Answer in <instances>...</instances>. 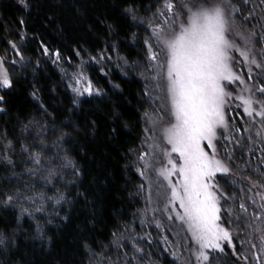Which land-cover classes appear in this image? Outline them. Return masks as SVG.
Returning a JSON list of instances; mask_svg holds the SVG:
<instances>
[{"label":"snow or ice","instance_id":"snow-or-ice-1","mask_svg":"<svg viewBox=\"0 0 264 264\" xmlns=\"http://www.w3.org/2000/svg\"><path fill=\"white\" fill-rule=\"evenodd\" d=\"M20 3L25 8L30 6L26 0H20ZM249 3L250 0H241L239 5L235 0H211V3L209 0H163L151 18L140 21L147 23L150 30L143 41L147 52L146 67L140 71L145 84L143 95L151 101L154 96L158 99V93L163 92L167 103L163 109L144 113L146 127L143 131L149 135L142 141L145 150L138 154V171L141 176H145L149 171L155 175L159 186L158 198L164 203L163 211L172 213L167 216L169 221L176 220L186 226L190 243L195 246L194 249L189 247L188 250L195 257L196 264H215L220 255L226 256L229 251L237 261L242 259L247 264L249 257L237 254L234 240L248 229H251L249 235H254L260 241L259 247L256 243H250L253 250L251 258L256 264H264V172L257 168L256 179L252 176L240 177L241 181H248L247 193L252 195H247L244 187L238 189L239 195H228L217 179L218 176L235 177L230 162L235 159V150L245 151L240 139L242 133L251 132L249 128L240 127H236L234 132L229 131L230 118L227 113L232 108L231 101H240L236 108L242 107L243 114L251 118L253 124H256V118H259V127L254 136H247V140L253 146L257 142L264 145V7H261L264 6V0H260L259 5H256L261 7V15L256 24L252 23V20L256 19L255 8L248 9V14L244 15V6ZM124 12L133 20L138 18L134 5L125 7ZM18 23L24 25L25 21L20 20ZM236 37L243 42V46L237 43ZM9 44L16 50L17 55H20L17 44L12 41H9ZM41 50L45 56L49 55L47 46L42 44ZM237 53L240 59L237 58ZM53 55L56 61L60 59L59 51ZM20 58L23 59V56ZM241 62L247 67L246 72L237 71ZM12 63L15 64L16 61ZM134 70L140 69L136 66ZM145 72L149 75L145 76ZM73 79L74 83L68 87L76 97L103 94L82 75ZM15 83L5 67L4 58H0V89H14ZM82 83L86 86L80 87ZM234 84L241 86L239 93L229 90ZM149 85L152 86L151 89ZM38 93L39 89L33 86L30 95L41 103V109L46 113ZM8 94H0L2 114L8 112ZM72 105L74 109H78L81 102L79 99H73ZM64 127L72 130L60 132L57 137L59 144L68 142V138H74V133L78 135L82 131L87 134L89 130L94 133L97 124L95 120H86L82 127L79 124H67ZM24 130H28L27 125ZM116 134L117 129L112 128L110 135ZM0 136L7 140L8 133H0ZM36 139L40 141V147L43 149V140L39 134ZM222 140L233 146L229 149L228 145H223L224 157H221L217 147ZM0 147H3L6 153L12 143L8 141L7 144H0ZM31 147L33 146L23 147L24 151L29 152L30 162L36 166L35 169H28L29 175H35L41 167H47L49 177L58 175L53 166L61 159L59 153L45 159L41 151H29ZM247 151L251 152L252 149ZM259 151L260 163L264 164V146L260 147ZM67 154L65 150L66 163L60 166H70L73 169L71 183L77 188L83 187L81 181L85 175L84 169L76 162L67 160ZM5 159L9 164L12 163L6 154ZM110 176V173H106L102 178L93 176L89 183L98 187L92 193H89L87 188L77 191L76 196L83 199L85 210L96 203L97 195H101L103 188L110 183ZM7 182L10 183V179ZM231 183L235 184L236 180L233 178ZM22 200L35 202L31 193L20 188L0 191V210L15 208ZM228 201H232V205L223 207ZM247 201H250L253 207L251 212ZM62 202L70 201L61 194L55 203L59 205ZM222 211L230 219H222ZM26 213L27 209H22L17 217V229L22 228L19 220ZM60 219L63 223H68L70 215L66 214ZM233 225L236 228L235 237ZM162 226L160 223L156 225L157 228ZM13 235H16V229L13 230ZM46 235L42 230H38L35 237L26 234L25 238L38 241L40 251L50 253L52 241L51 238L46 240ZM143 239L144 237H133L130 241L131 255L126 251H118L117 259L111 260L108 257L106 264H143L148 255L145 249L139 246V241ZM0 244H4L3 238H0ZM11 247L19 252V249L26 245L13 243ZM82 247L86 251L89 250L86 240ZM124 247L126 245L117 244L118 250ZM179 247L186 246L180 243ZM9 250V247H5L0 251V264H32L23 254L18 260L15 259L16 252H13L11 257L8 256ZM171 254L179 259L176 251ZM53 264L61 262L54 261ZM63 264H71V261H65Z\"/></svg>","mask_w":264,"mask_h":264},{"label":"rangeland","instance_id":"rangeland-1","mask_svg":"<svg viewBox=\"0 0 264 264\" xmlns=\"http://www.w3.org/2000/svg\"><path fill=\"white\" fill-rule=\"evenodd\" d=\"M56 1L57 0H48V2L51 4ZM63 1L61 0L63 3V9L58 10L59 13L62 11L69 13L68 11H72L73 8L79 11L81 7H85L91 0ZM98 1L99 0H97V2L95 1V4H98ZM108 1V8L110 7L111 10H113L112 12L114 20L119 23L120 19L125 18V24H118L119 47L118 44L113 43L112 48L110 49V55L108 58L110 75L108 76V81L105 84V88L107 89L106 93H108V90L112 92L113 89L119 87L124 91H128L129 84L127 79L130 78L139 80L142 84V91L144 92L145 84L140 71H142L146 65H143L141 60H139V52H142V50L145 49L143 46V41L149 34L150 30L148 29L147 23H141L140 21L146 18H151L152 13L156 11L160 4L157 6L155 4L156 1H152L148 4L146 9H143L140 6L143 0H119L118 2L117 0H114L115 3H112V0ZM8 2L9 0H0V21H2V27H0V54L3 55L0 56V58H4L5 67L8 69L14 81L15 78H20L22 76L23 79L21 80L22 82L17 84L15 83L14 89H0V94H5L6 92L9 93L6 96L8 101V112L7 114L0 113V133L6 132L8 133V136L7 140H4V138L0 136V144H7L8 141H11L12 143V147L7 149L6 153L4 148L0 147V191H8L15 188H20L23 191L31 193L35 202L33 203L30 200H22L20 205L15 208H10L6 211L0 210V238H3L4 240V244H0V251H3L5 247H9L10 250L7 252V255L10 257L12 256L13 252H16L17 255L15 256V259L17 260L19 259V256L23 254L26 259L32 261V264H48L47 262L49 261L47 257L41 256L40 253L49 256L51 255L50 257H53L52 260H57L58 258L55 256L58 254L59 257H65L66 255L68 258V252L70 249L74 252L77 248V243L75 244L73 242L76 241L75 236H79L80 233V241L83 244L86 240L89 245V250L86 251L82 247L83 255L75 252L73 253L74 256L72 254L71 257L73 256L77 262L80 260L81 264H106L108 257H110L111 260L117 259L118 251L121 253L126 251L129 253V255H131L130 241L132 238L135 237L139 239V237H144L143 240L139 241V246L144 248L145 252L148 254L144 258L143 264H196L195 257L191 255V252L188 250L189 247L194 249L195 246L191 245L190 243V234L186 231V226L182 225L176 220L169 221L167 216L172 213H165L163 211L164 203L158 198L157 193L159 186L156 183L155 175L149 171L145 176H141L140 172L138 171L140 168L138 154L145 150V147L142 145V141L149 134L143 132L141 142L137 146L132 138L131 131L133 130L129 129L128 125H123L124 127L118 132L114 141L113 138L109 137V131L106 126V122L103 120L107 111L114 110L116 107L114 102L107 104V102H109L108 99L110 96L107 97V95L102 90L101 92L103 94L100 96H88L85 94L84 96L76 97L75 93L70 87H68V85L74 83L73 77L79 75H82L87 80L91 81L89 77L90 74L88 72L89 64H93L94 67L96 65L95 63H97V65L102 68L103 58L100 57L102 53L97 56H90L87 51V54L85 52V40L79 39L77 41L80 46H74V42L69 41V44L72 46V50L76 53L75 56L78 58L77 61L70 62L67 60L69 65L66 67V61H64L65 63L62 66V74L60 73V79L58 76L52 75V73H47V69L43 64L46 61L45 58L40 54V59H34L36 57L33 55L37 46V41H35L37 38L35 36L41 37L42 31L38 29L35 22V27L28 31V35H30L28 37L27 45L26 42L24 43L25 40L22 39V35L19 39H15L16 28L10 23V21L14 20L15 18L12 16V14H10V12L9 15L4 14L3 12V4ZM209 2L211 3V0H209ZM240 2L241 0H235L237 5H239ZM259 3L260 1L253 6L250 4L244 6V8H246L244 9V15L248 14V9H250V7L255 8L256 19L252 20L253 24H255L254 20H258L261 15V7H264H256V5H259ZM132 5L135 6L137 11L138 18L136 20H133L131 16L124 12L125 7ZM101 6L102 4L99 5V7ZM95 12L90 14L88 18L86 17L82 22V25L85 24V28H87L86 30L91 31L92 34L93 31H95L93 22L96 20ZM4 15L7 17L9 16V18L6 19ZM237 23H239V21H237ZM257 31H260L259 26L257 27ZM43 35L45 36L44 33ZM68 40L70 39L68 38ZM9 41L17 43L20 55H17L16 50L12 49L11 45H8ZM236 41L241 46H243V42L239 39V37H236ZM50 42L52 45L55 44L53 41ZM51 52L54 53L55 51L51 50ZM52 53L50 58L53 55ZM21 55L23 56V59L20 58ZM236 55L237 58L240 59L238 53ZM98 57H100L99 60L97 59ZM12 61H16V63L13 64ZM136 66H138L140 70H134ZM237 71L246 72L247 67L241 62L237 66ZM24 72H26L25 76L23 75ZM48 75L51 77V80L47 79L49 77ZM144 75L147 76L149 73L145 72ZM91 83L95 89L101 90V88L95 86L92 81ZM249 83L252 82L249 81ZM135 84L138 86V83ZM117 85L119 87H116ZM33 86L39 89V101L43 103L44 109L47 110L46 113L41 109V103L37 102V100H34L30 95V93L33 91ZM84 86H86L84 83L80 85V87ZM148 87L151 89L152 86L149 85ZM229 90H235L236 93H239L241 91V86L234 84ZM130 94L131 100H134L135 102L136 94ZM158 96V99L154 96L151 101L146 98L150 103V108L148 110L149 113H152L154 109H163L166 106L167 102L165 100L164 93L159 92ZM95 98H102L100 99L102 102H97ZM73 99L80 100V108H73ZM230 103L232 104V108L229 109L227 113L230 118L229 131L234 132L235 128L238 127V121L242 123L244 122L241 121L243 109L242 107L236 108V105L240 103L238 100H233ZM94 108L98 109V116L100 115V118H96L97 120L94 119L95 117H93L92 114ZM96 113L95 115L97 116ZM123 115L128 123L132 122V114L126 111ZM245 118L247 121L245 120L243 123L244 128L251 129L250 133H242L240 136L241 143L245 148L243 153L246 158L244 161H240V163H238L236 153L239 149H237L234 153V161L230 162V167L235 173L234 179L236 180V183L233 184V193H237L238 195V189L240 187L245 188V186L240 183V177H257L255 171L257 168L264 172V169L261 167V165H258L259 161L248 157L249 154H254L255 146L249 144L248 140L246 141L248 135L255 133V127H259V118H256V124L252 123L251 118L247 116ZM86 120L96 121L97 129L94 133L90 130L87 134L81 131L78 135L74 133V138H68V142L62 144L57 143V137L61 131L67 132L72 130L70 128L64 127L65 125L79 124L82 127ZM143 123L145 128L146 124L144 115ZM25 125L28 126V130L26 131L24 130ZM38 134L43 140V149L40 147V141L36 139ZM227 134L228 133H225V135ZM82 139L88 142L90 145V150L95 149L96 152L98 151L100 155H102H98L95 162L93 160L96 154L92 153L91 151L89 152L90 155L88 152L85 154L82 152L83 150L80 149L81 145L79 143ZM28 145L33 146L29 149V151H41L45 159L59 153L61 159L58 160L57 164L53 166L56 168L58 175L49 177L47 167H41L38 171H36L35 175H29L28 169H35L36 166L30 162L29 152L23 150V147ZM223 145H228V142L222 140L217 145L218 149L220 150L221 157L225 156ZM232 147V145H228L229 149ZM249 148L252 149L251 152L247 151ZM65 150H67L68 153L67 160L76 162L79 167L84 169L85 175L81 181L83 187L77 188L76 185L71 183L73 180V169L70 166H60L66 163L64 158ZM5 154L11 159V164H9L7 159H5ZM82 154L86 155L85 157L89 160L88 162L90 164L88 165H90V167H86L85 164H83L87 159L85 158L84 162H82ZM96 163H101L100 165L103 167H99L94 173L93 167H95ZM242 163L246 165V168H242ZM136 172L140 177L141 194L139 197L143 202L142 210L136 214L125 213L123 210H120V207L115 200L117 195L116 191L114 197L110 195L111 197L107 199V197H104V193L106 194V189H103L102 194L97 195L98 199L96 198L97 201L94 204V209L96 204L98 205L99 209V211L96 212V214L98 213V216L94 217V220L102 217L101 213L103 214L105 220L100 230L98 229L96 236L97 238H95L93 241H90L88 231L85 230L88 235L81 234L82 231L78 232V229L83 228V225L85 227L87 223V220L84 221L83 213L87 212L88 210H85L84 208L83 199L76 196L77 191H84V189L87 188L89 193H92L98 187L97 185H92L89 183L92 177L97 176L102 178L106 173L111 174L110 179L111 177L113 178L114 174L115 179H113L117 186L120 185L129 188L132 185L136 187L138 183V176ZM9 179L11 181L10 183L7 182ZM217 179L221 186L223 183L222 177L218 176ZM149 181H151V183H149ZM141 185H143V189H141ZM92 186L96 187L92 188L91 192ZM117 186L116 188H113L117 190ZM149 189H151L150 202ZM245 192L247 193V188H245ZM129 193H131V191ZM61 194H63L70 202H62L61 204L57 205L55 200ZM247 195H252V193H247ZM132 196L135 200L136 198L134 193ZM257 202L259 203L258 198ZM247 203L249 204V210L251 212L253 210L251 202L247 201ZM37 208H41L42 210L36 211ZM90 208V211L93 212V205ZM22 209H27V213L24 214L19 220V224L22 225V228L17 229V217L20 216ZM57 213H59V215H57ZM66 214L70 215V221L68 223H63L60 217H63ZM221 215L222 219H230V217L224 215L223 211ZM251 222L253 224L256 223L255 221ZM157 223H160L163 226L161 228H157ZM94 224L95 222L92 221L88 225L93 227ZM14 229H16L15 236L13 235ZM38 230H42L47 234L45 237L46 240L51 238V250L56 244L57 246L61 247V250L56 253L53 252L54 254L47 251L41 252L38 241L25 238L26 234H31L32 237H35ZM232 230L235 237V225L232 226ZM144 231H146L145 234ZM250 232L251 229L243 232L239 237L241 238L239 239V242L240 245H242L246 250V253H248L247 249L249 250L248 254H244L249 257L247 264H256V261L251 258L253 250L250 248V243H256L257 247H259L260 241L254 235H249ZM114 233L115 235H113ZM165 238H167V242H165ZM149 239L151 240V243H149ZM241 241H243V243H241ZM89 242L93 243L90 245ZM13 243L26 245V247H21L19 252H17L15 248L11 247ZM66 243L68 244V250L65 249ZM118 243L126 245V247L118 250ZM154 243L155 245H159L157 249L160 250L159 252L156 251V254L151 251L150 248L151 244H153L154 247ZM180 243H183L186 247L180 248ZM245 250L243 251L244 253ZM173 251L177 252L179 259L173 257L171 254ZM44 258L45 261L43 260ZM243 262V264H246L245 261Z\"/></svg>","mask_w":264,"mask_h":264},{"label":"trees","instance_id":"trees-1","mask_svg":"<svg viewBox=\"0 0 264 264\" xmlns=\"http://www.w3.org/2000/svg\"><path fill=\"white\" fill-rule=\"evenodd\" d=\"M95 1L97 2V0H91L89 2V4H87L85 7H81L79 9V11L73 8L72 11H68L69 13H67L66 11H62L61 13H59L58 10L63 9V3L61 2V0H57L56 2H54L52 4L49 3L48 0H26V2L29 3V5H30L28 8H25L20 3V0H9L8 3L3 4V8H4L3 12H4V14H8V15L10 12V14H12V16L15 18L14 20L10 21V23L13 24L16 28L15 39H19L20 36L22 35L21 37H23L22 39L25 40L24 43L26 42V45L28 44V37L30 35V34L28 35V31H30V29H33L35 27L34 25L36 22V26L38 27V29L40 31H42V33H41L42 36L41 37L35 36L38 40L35 39V41H37V46L35 48V53L33 54L36 57L34 59H37V58L40 59V54H41L46 60L45 63H43V64H44L45 68L47 69L46 70L47 73H50V74L52 73V75L58 76L59 79L61 78L60 75L62 74V66L65 63L64 61H66V63H65V67H66L69 65L67 60L71 62V61H77V59H78V58H76V56H75L76 53H75V51L72 50V46H71V44H69L70 43L69 41L74 42L73 43L74 46L75 45L80 46V44L77 43V41L79 39L85 40V52L87 51L90 56H97V55L102 53L100 56L103 58L102 68L99 67V65H97V63H95L96 65L94 67H93V64H89L88 72L90 74L89 77H90L91 81L93 82V84L97 87H100L101 91L103 90L104 93L107 95V97L110 96V98L108 99L109 102H107V104H111L112 102H114L116 105L114 110L107 111V113H106V115H104V119H103L106 122V126H107L108 131H109V137L113 138L115 141V139H116L115 137L117 136L118 132L120 130H122V128L124 126L128 125L129 129L133 130V131H131L132 138H133L134 143L137 144V146H138L139 143L141 142V139L143 137V132H144L143 131V129H144L143 115H144L145 111H148L150 108V103L147 101L148 97L143 95L141 82L139 80H136L135 78L127 79L128 84H129V90L128 91H124V90H122V88L119 87V88L113 89L112 92H110L108 90V93H106L107 89L105 88V84L108 81V76L110 75V70H109V65H108V58L110 55V49L112 48L113 43L118 44V47H119V40H118V26L119 25L118 24L124 25L125 24V21H124L125 18H123L121 16L123 19H120V22L118 23L113 18V12H112L113 10H111L110 7L108 8V4H109L108 0H99L98 4H95ZM118 1L119 0H117V2ZM152 1H156L155 4L157 6L159 4L161 5L163 2V0H143V2L140 4V6L143 9H146L148 7V4ZM259 1L260 0H250L249 4L251 6H253V5L257 4ZM63 2H65V1H63ZM113 2H114V0H112V3ZM101 4H102V6L99 7V5H101ZM244 9H246V8H244ZM95 10H96V12H95ZM93 12H95L96 20L93 21L95 31H93V34H92L91 31L86 30L87 28H85V24L82 25V22L84 21V19L86 17L88 18L90 16V14H92ZM5 18L8 19L9 16L8 17L5 16ZM20 20L25 21L24 25H20L18 23ZM254 23L256 24L257 20H254ZM0 27H2V21H0ZM43 33L45 34V36L43 35ZM25 38H27V39H25ZM68 38L70 40H68ZM50 41L55 42V44L52 45ZM42 44L49 48V55L45 56L43 54V52L41 50ZM8 45L10 46L9 43H8ZM51 50H53L55 52L59 51L60 59L58 61H56V57L54 55H52V57L50 58V55L52 53ZM36 52H37V54H36ZM87 52H86V54H87ZM0 56H3V55L0 54ZM139 56H140L139 60H141V63L143 65H145V57L147 56L146 50L143 49L142 52L140 51ZM100 57H98L97 59L99 60ZM90 58H89V60H90ZM93 63H94V61H93ZM103 70H104V73H103ZM25 73L26 72H24V74H23L24 76H25ZM22 79H23V76L20 78H15L16 84L19 82H22L21 81ZM47 79L51 80V77L49 76ZM52 82H53V80H52ZM135 83H138V86ZM130 93H133V95H134V93L136 94L135 102H134V100L133 101L131 100V96H130L131 94ZM100 99H102V98H99V99L95 98V100H97V102H99V101L102 102ZM126 111H128L130 114L133 115L132 122L128 123L126 121V119L123 115L124 112H126ZM95 113L97 114V116L95 115ZM92 114H93V117H95L94 119H96L98 117L100 118V115L98 116V109L94 108V110L92 111ZM93 117H92V119H93ZM241 117H242L241 121H244V122H245V120L247 121V119L245 118L246 117L245 115L241 114ZM243 123L238 121V127L243 129L244 128ZM247 124H245V125H247ZM112 128L117 129V134L115 136L110 135ZM257 128L258 127H255V130H257ZM254 134L255 133H251V135H253V136H254ZM246 141H247V138H246ZM79 144L81 145L80 149L83 150L82 152H84L85 154H87L86 152H88V154H89L90 151L92 153L96 154L94 156V160H93L95 162L97 160V156L100 155V153L98 151L96 152L95 149L90 150L89 149L90 145L84 139L80 140ZM262 146H264V145H260L259 142H257V144L255 145V148H254V154L251 153V154H249L248 157H251L252 159L259 161L258 165H261V167L264 169V164H261L260 159H259L260 155H261L259 148ZM85 154H82L83 157L81 156L82 160H83L82 162H84V159L86 158ZM79 155H80V153H79ZM100 156H102V155H100ZM236 157L238 159V163H240V161H244L246 158L244 153L241 152V150H240V152L238 150V152L236 153ZM88 161L89 160L87 159L86 162L83 163V164H85L86 167H90V165H88V164H90ZM94 162H93V164H94ZM100 164L99 163L95 164V167H93L94 173L98 170L99 167H103ZM242 168L243 169L246 168V165L244 163H242ZM136 174H137V172H136ZM137 176H138V183H137L136 187L132 186V185L129 188L126 186H120V185L117 186L116 182L114 183L115 178H114V174H113L114 179L111 177L110 183L105 188H103V189H106V194L104 193V197L105 198L107 197V199L109 197H111L110 195H112L114 197L115 194L117 193L115 200H116L118 206L120 207V210H123L127 214L139 213L143 207L142 199L139 197V195L141 194L140 193V177L138 174H137ZM252 177H253V179L257 178L254 176H252ZM233 178L232 177L222 178L223 183L221 184V188L228 195L233 194V184L231 183V180ZM240 183L243 186H245V188H247L249 186L248 181H242V182L240 181ZM116 186H117V190L113 188V187L116 188ZM95 187L96 186L91 187V192H92V188H95ZM129 190L131 191V193H129L130 192ZM115 191H116V193H115ZM133 193L135 194V198H136L135 200L133 199V196H132ZM105 195H107V196H105ZM96 198L98 199V197H96ZM231 205H232V201H228L227 203L223 204V207L228 208ZM90 209L91 208H89L87 212L83 213L84 221L87 220V223H86L85 227L83 225V228L78 229V232L82 231L81 234H87V235L89 233V237H90L89 240L93 241V240H95V238H97L96 236L98 233V229L100 230V228L104 224L105 220H104L102 213H101L102 217H100L99 219L95 218L96 220H94V217L98 216V213L96 214V212L99 211L97 204L95 206V209H94V205H93L94 215H92L93 212H91ZM87 217H88V219H87ZM92 221L95 222V224L93 227H90L88 224ZM85 230L88 231V233ZM83 232H85V233H83ZM145 233H146V231H144V234ZM79 236H80V233H79ZM79 236H75L76 241H74V242L72 241L75 244L77 243L76 244L77 248L74 252L71 251V249H70V251L68 252V254H69L68 258L66 257V255H65V257H59V254H58L57 256H55L58 259L52 260L53 257H50L51 255L50 256L44 255L42 253H40V255L43 257L44 256L47 257V259L49 261V262H47L48 264H53L54 261H59V262H61V264H63V262H65V261H71V264H81L80 260L77 262V260H75L73 258V256H74L73 253H75V252L80 254V255H83L82 242L80 241ZM239 239H241V238H236L234 240V242L237 245V254L240 256H243L244 254H248L249 250L247 249L248 253H246V250L244 249V247L242 245H240ZM89 243L91 245L93 242H89ZM158 246H159L158 244L155 245V243H154V247H153V244H151L150 245L151 251H153L155 254H156V251L159 252L160 250L157 249ZM65 249L66 250L69 249L67 243L65 245ZM52 250L50 252L52 254H54L56 252H59L61 250V247L57 246V244H56L53 246ZM244 250H245V253L243 252ZM148 252H149V250H148ZM72 254H73V256L71 257ZM72 259H73V261H72ZM43 260L45 261V258ZM234 262H235V264H243L244 263L242 259L237 261L236 257H233L231 252L229 251L226 256L220 255L218 257V260L215 262V264H234Z\"/></svg>","mask_w":264,"mask_h":264}]
</instances>
